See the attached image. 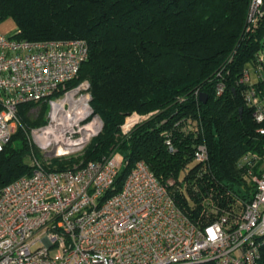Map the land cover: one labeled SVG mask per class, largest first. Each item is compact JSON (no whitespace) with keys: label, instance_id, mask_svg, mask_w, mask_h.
I'll list each match as a JSON object with an SVG mask.
<instances>
[{"label":"trees","instance_id":"trees-1","mask_svg":"<svg viewBox=\"0 0 264 264\" xmlns=\"http://www.w3.org/2000/svg\"><path fill=\"white\" fill-rule=\"evenodd\" d=\"M251 0H0V25L12 20L14 38L84 40L89 56L70 87L90 83L92 108L103 131L76 158L51 169H76L119 154L126 164L108 195L122 190L139 161L146 162L189 218L206 228L249 202L254 186L239 165L264 153V135L245 102L244 72L259 61L264 19L249 23ZM219 82L225 94L217 97ZM264 93V81L258 83ZM207 95V102L201 96ZM42 107L37 120L31 111ZM11 142L0 152V192L34 172L28 131L46 124L48 106L20 107ZM132 114L149 116L128 134ZM171 140L173 150L167 144ZM207 146L209 161L195 160ZM36 155L43 160L42 154ZM214 264V263H205ZM264 264V246L261 260Z\"/></svg>","mask_w":264,"mask_h":264},{"label":"built area","instance_id":"built-area-1","mask_svg":"<svg viewBox=\"0 0 264 264\" xmlns=\"http://www.w3.org/2000/svg\"><path fill=\"white\" fill-rule=\"evenodd\" d=\"M264 0H251L249 23L264 19ZM89 56L84 40L35 42L0 32V152L21 124L20 107L48 106L46 124L32 130L33 174L0 192V264H259L264 246V153L239 161L254 186L249 202L201 228L177 205L144 161L136 163L114 195L123 166L119 154L76 168L51 169L54 160L81 156L103 131L90 83L70 84ZM264 39L259 61L241 82L255 120L264 124ZM219 82L217 97L225 94ZM35 110H32L33 114ZM149 116L129 115L123 134ZM264 135V126L259 131ZM31 139V138H30ZM173 150L171 140L167 141ZM195 160L206 164L201 144Z\"/></svg>","mask_w":264,"mask_h":264},{"label":"rangeland","instance_id":"rangeland-1","mask_svg":"<svg viewBox=\"0 0 264 264\" xmlns=\"http://www.w3.org/2000/svg\"><path fill=\"white\" fill-rule=\"evenodd\" d=\"M2 24H4V23H2ZM1 24V25H2ZM0 25V26H1ZM4 27L6 28V29H10L9 30V32H7V34H9V35H14L15 34V28H13V29H11L12 27H11V25H9V24H5L4 25ZM8 31V30H7ZM41 110H42V107H38L37 109H35V112L32 114H30V117H31V119L32 120H37L38 118H39V116L41 115ZM49 111V110H48ZM39 127V126H38ZM36 127H33V128H31L29 131H28V136L31 138V140H32V130L33 129H35ZM33 141V140H32ZM35 148V147H34ZM36 148H35V152H36ZM43 156V155H42Z\"/></svg>","mask_w":264,"mask_h":264},{"label":"crops","instance_id":"crops-1","mask_svg":"<svg viewBox=\"0 0 264 264\" xmlns=\"http://www.w3.org/2000/svg\"><path fill=\"white\" fill-rule=\"evenodd\" d=\"M5 24H9V25H11V29H13V28H16V25L14 24V22L12 21V20H9V21H7V22H5L4 24H2L1 26H0V32H2V33H7V32H9V30L10 29H6L5 27H4V25ZM8 30V31H7Z\"/></svg>","mask_w":264,"mask_h":264},{"label":"water","instance_id":"water-1","mask_svg":"<svg viewBox=\"0 0 264 264\" xmlns=\"http://www.w3.org/2000/svg\"><path fill=\"white\" fill-rule=\"evenodd\" d=\"M263 10H264V6H263ZM201 100H202L203 102H207V95L203 94V95L201 96Z\"/></svg>","mask_w":264,"mask_h":264},{"label":"bare ground","instance_id":"bare-ground-1","mask_svg":"<svg viewBox=\"0 0 264 264\" xmlns=\"http://www.w3.org/2000/svg\"><path fill=\"white\" fill-rule=\"evenodd\" d=\"M31 174H32V173H31ZM31 174H30V175H31ZM22 177H23V176H22Z\"/></svg>","mask_w":264,"mask_h":264}]
</instances>
